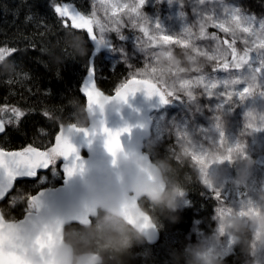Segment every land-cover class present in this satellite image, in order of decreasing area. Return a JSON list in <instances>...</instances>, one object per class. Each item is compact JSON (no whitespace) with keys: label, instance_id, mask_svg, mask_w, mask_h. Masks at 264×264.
<instances>
[{"label":"snow or ice","instance_id":"6c2138e0","mask_svg":"<svg viewBox=\"0 0 264 264\" xmlns=\"http://www.w3.org/2000/svg\"><path fill=\"white\" fill-rule=\"evenodd\" d=\"M163 0H154V6H159ZM180 6L179 15L184 17V5L192 4V12L196 17L198 31L194 26H185L179 33L165 34L158 21H150L143 8L147 0H99V10L103 11V18L98 15V9L93 6L90 14L85 15L69 4H55V12L63 21L65 29L84 30L87 39L92 41L98 50L102 46L111 47L108 43V33L115 32L120 40L125 38L121 31L130 27L138 30L142 35L135 36L134 43L144 56V67L133 70L128 65L129 73L116 88L115 95H105L95 79L96 70L90 57H87V75L79 91L86 97V105L91 110L101 99L117 98L124 100L126 96L142 90L147 96H158L161 104H167L171 99L185 98L187 101L198 99L196 89H203L199 95L215 97L221 100L217 105V112L223 105L235 106L236 102H243L246 98L255 95L264 98V17L258 18L239 2L228 0H175ZM173 0H167L171 5ZM207 5L206 8L201 6ZM7 11V9L5 10ZM16 13H14L15 15ZM64 18H67L65 20ZM27 19H33L32 16ZM208 27L218 29L224 34L222 39L216 32L208 33ZM209 41V47L203 48L198 41ZM238 43L243 45L242 51ZM183 49V55L188 61V67L181 66L174 54L173 46ZM15 48L0 47V61L16 52ZM95 53L93 52L92 55ZM65 56L70 54L65 49ZM230 57V59H229ZM201 60L215 62L212 72H224L226 77L217 79L215 75L205 73ZM125 63H127L125 61ZM195 73L187 77L181 74ZM59 75V74H58ZM223 98V99H221ZM10 113V115H8ZM8 115L7 119L4 117ZM44 115L49 119H58L54 113L45 110ZM251 113L245 114L250 120ZM25 112L18 107L5 105L0 107V133L6 131V125H16ZM219 119V115L215 117ZM218 127V125H217ZM246 127L258 131L253 123ZM264 127V125H261ZM68 128L75 132H84L86 129L78 128L75 124H68ZM106 139L104 148L113 157L122 150L120 135L127 132L124 128L119 131H110L101 127ZM69 135L65 133V124H60V130L55 136V144L44 151L29 144L19 151H5L0 148V199H4L14 187V182L20 180H35L38 170L51 169L58 158L63 157L71 163L64 166L66 177L82 171L83 164L78 163L80 157L70 143ZM183 140H188L183 137ZM225 142L223 132H220L219 144ZM233 151H243L240 143L228 148V154L221 158L231 162ZM193 163L206 167L205 157L197 151L191 153ZM211 189V187H209ZM43 193L12 197V203L25 201V215L23 219L7 221L0 215V264H48L47 257L57 242L61 230V221L42 214ZM219 200V192L214 193ZM87 209L82 214L81 221L87 223ZM219 211V208H217ZM122 213L129 223L136 224L143 229L151 227L150 217L138 210L135 198L125 197L122 203ZM231 244V241H228Z\"/></svg>","mask_w":264,"mask_h":264},{"label":"trees","instance_id":"16d2710c","mask_svg":"<svg viewBox=\"0 0 264 264\" xmlns=\"http://www.w3.org/2000/svg\"><path fill=\"white\" fill-rule=\"evenodd\" d=\"M92 2L93 0H0V47L17 49L4 61H0V107L15 106L25 112L18 124L6 125V131L0 135L1 148L21 149L29 144L39 149L50 147L60 124L73 119V108L69 102L78 100L85 104L79 89L87 71V57H90L92 44L84 30L70 28V21H67L69 28H64L54 5L69 4L88 15L93 10ZM240 3L250 11L264 13V0H240ZM147 9L144 6L143 11ZM98 15L103 18L102 11L98 10ZM29 16L33 19H27ZM68 31L82 36L87 43L88 55L83 59L73 58L72 50L66 44L71 39L66 35ZM121 31L131 39L128 37L120 40L115 32L108 33L112 39V49L123 47V51L131 50L132 57L126 59L127 54L112 52L114 58L119 56L113 63L105 58L103 52L94 57L97 86L106 94L112 93L128 77V65L134 66L135 70L143 68L145 63L143 53L132 44L133 38L142 34L130 27ZM65 49L70 57L65 56ZM173 51L178 55V60L181 58L180 62L185 63L182 55H179V49L173 47ZM56 57L60 59L57 60ZM45 110L54 113L58 119H49L44 115ZM149 141H146L145 149L153 161L168 157L169 149L174 151L178 147L168 137L157 142L150 141L153 147L149 151L146 147ZM257 159L260 164L261 161L264 163L260 156ZM172 163L175 164L174 161ZM54 170L56 173L43 181L40 179L42 175L37 180L16 181L12 192L0 203L3 216L6 219H18L23 215L26 200L13 204V196L26 195L29 191L32 194L40 187L58 184L60 174L57 168ZM179 178L186 188L187 204L177 207L175 215L178 219L175 223L163 217L159 218V239L154 244L144 242L135 246L131 250L129 264H170V252L174 249L182 250L184 245L193 241L194 223L197 222V226L206 233L213 231L217 200L214 193L204 187L187 165L181 168ZM67 227L80 226L71 224L65 228ZM221 259L223 264H243L244 261L235 245Z\"/></svg>","mask_w":264,"mask_h":264},{"label":"clouds","instance_id":"9594fccd","mask_svg":"<svg viewBox=\"0 0 264 264\" xmlns=\"http://www.w3.org/2000/svg\"><path fill=\"white\" fill-rule=\"evenodd\" d=\"M66 35L71 37L66 44L71 48L73 58L86 57L88 48L83 37L71 31ZM69 103L73 108L72 121L65 123V133L69 136L76 132L71 131L68 124L95 130L102 127L105 112L118 113L123 106L122 100L117 98L101 99L91 110L78 100ZM249 112L252 115L250 120L246 119V124L251 122L256 127L259 125V128H264L261 127L264 125V111ZM246 124L248 135L256 131L246 127ZM214 127L218 132H223L224 122L220 116L218 120L215 119ZM240 144L244 148L242 141ZM146 147L152 150L150 141ZM229 147L225 140L223 144L210 143L203 151H197L204 155L206 167L193 163V147L189 140H183L174 151L169 149L168 157L156 159L152 163L137 153L122 150L114 157L110 154V161H95L92 165L94 174L79 178L92 209L91 222L80 227L61 228L57 242L47 257L48 264H129L131 250L151 241L150 233L156 231L160 217L172 223L177 221L175 213L178 201L183 199L186 191L184 182L179 178L181 168L185 165L191 168L205 187L222 185L220 165L226 160L222 161L221 158L228 154ZM231 157L235 166L234 181L236 184H244L255 161L246 157L244 151H233ZM124 177L130 181L127 195H123L117 187ZM126 196L135 198L138 210L150 217L151 227L143 229L139 223H129L122 213V203ZM213 220L216 228L209 239L186 244L179 251L172 250L170 264H223L220 246L224 238L239 249L244 257L243 264H264V261L255 259L258 250L264 249V185L257 192L254 202H247L238 210L223 203L218 204Z\"/></svg>","mask_w":264,"mask_h":264},{"label":"rangeland","instance_id":"374dc122","mask_svg":"<svg viewBox=\"0 0 264 264\" xmlns=\"http://www.w3.org/2000/svg\"><path fill=\"white\" fill-rule=\"evenodd\" d=\"M232 2V0H228ZM239 2L240 0H235ZM99 10V0H93L92 2ZM154 0H147L145 6L148 7L144 10V13L149 17L150 21H158L165 34L179 33L185 26H194V30L198 31V25L196 24V17L192 12L194 5L185 4L183 18L179 15L180 6L173 0L171 5L167 4V0L159 6H154ZM207 5L201 8H206ZM247 9V8H246ZM248 10V9H247ZM101 11V10H100ZM249 13L255 14L258 18L264 17V13H256L248 10ZM103 12V11H102ZM124 31V30H123ZM208 33L216 32L222 39L224 34L218 29L208 27ZM130 37L125 35V38ZM131 39V37L129 38ZM108 43L112 45L111 38L107 37ZM201 47L208 48L209 41L200 40L198 41ZM135 44V43H132ZM113 46H103L101 52L111 63L114 62V54H127L126 59L133 56L130 51H123V47L113 50ZM179 49V55H182L185 63H181L183 67H188V61L183 55V49L179 46L174 45ZM239 50L243 49V45L238 43ZM242 47V49H241ZM113 52V53H112ZM178 59V55H175ZM180 58V57H179ZM230 59V57H229ZM180 60H182L180 58ZM203 63L205 73L209 75H215L217 79H223L226 77L224 72H212V67L215 62H208L201 60ZM196 75L195 73L181 74V76L191 77ZM203 89H196L198 99L195 101H187L186 97L181 99H171L168 105L159 112L152 114V125H151V142H157L161 138H172L177 146L183 142V137L191 142L193 151H203L209 146V144H215L220 138V132L214 127L215 117L219 115L224 122L223 136L229 146L240 143L244 144V154L246 157L255 161L254 166L251 170L249 178L244 184H236L234 181L235 166L231 161H223L220 165V171L222 174V185L214 186L209 189L210 192H219V200H216L215 208L218 204L223 203L227 207H231L234 210H238L247 202H254L258 191L261 190V186L264 185V163L258 162L257 157L260 156L261 160H264V128H259L258 131H252L251 135H248V131L245 128L246 116L245 114L251 110L257 112L264 111V98L258 95L248 97L243 102H236L235 106L223 105L222 108L217 112V105L221 104V100L215 97H207L206 95H199ZM111 94V93H110ZM223 99V98H221ZM59 159V158H58ZM58 161V160H57ZM56 165L53 169H50L47 174L41 176V180H45L47 177H52L56 171ZM187 204V197L184 194L182 200L178 201V206H184ZM27 207V204H26ZM215 214V211H214ZM215 222V221H214ZM192 228L194 235L193 241L190 244L199 243L206 241L215 232L216 225L214 223L213 231L206 233L197 226V222ZM234 245L229 244L227 238L223 239L220 246V250L223 252V256L230 253ZM222 256V257H223ZM255 259L264 261V249H260L257 252Z\"/></svg>","mask_w":264,"mask_h":264},{"label":"water","instance_id":"95a60500","mask_svg":"<svg viewBox=\"0 0 264 264\" xmlns=\"http://www.w3.org/2000/svg\"><path fill=\"white\" fill-rule=\"evenodd\" d=\"M90 42L92 44L90 58L94 67V57L96 54L101 52L103 46L97 50L92 41ZM93 52L95 53L94 55H92ZM86 75L87 71L84 75L82 83L86 79ZM81 95L83 96L82 93ZM105 95H115V90L111 94ZM83 98L84 103L86 104V97L83 96ZM122 105L123 106L118 113L105 112L102 117V127L114 132L127 128L128 131L122 132L119 137L122 151L126 153H137L143 158L147 159L149 163L154 162L151 159V156L148 151L145 150V141L149 140L151 137V115L154 112L161 111L168 105V103L161 104L158 96L149 97L142 90H139L135 93H131L126 96L125 99L122 101ZM85 129L87 130L88 135H85L84 132H76L75 135L69 137L70 143H72L75 149L77 150L76 154L80 157V161L78 163L83 164L82 171L78 172L77 174H74L71 177H66L63 169L66 164L71 163L72 158L69 157L68 160H65L63 157H60L58 159L59 172L62 176L60 183L51 187H41L33 193V195L43 193V195L41 196L43 204L41 210L42 214L60 220L61 228H65L66 226H69L71 224H77L79 226L83 225L84 223L81 221L80 217L82 216V214L85 213L87 209H90V211L87 212V220L88 222H91L92 209L88 205L87 197L79 183V178L89 177L94 174L92 165L95 161L100 159H106L110 161L112 159L111 155L108 154L106 149L104 148V141L106 139V136L102 131H100V128L93 130L91 128L86 127ZM59 130L60 127L57 133L59 132ZM1 134L2 133H0V135ZM54 144L55 137L50 147H52ZM46 149L39 150L44 151ZM4 150L19 151L22 150V148ZM49 169L38 170V175L41 173H46ZM17 181H20V179H18ZM129 182V178L124 177L121 179L117 186L118 190L123 195H127V185ZM15 183L16 182H14V185ZM12 190H10L6 197L12 192ZM5 198L0 199V203L5 200ZM25 214L26 213L24 212V214L19 219H23ZM0 215H3L1 210ZM11 220L14 219H10L7 221ZM150 235H152V239L151 241H146V243H156L160 235L157 226L156 231L154 233H150Z\"/></svg>","mask_w":264,"mask_h":264}]
</instances>
